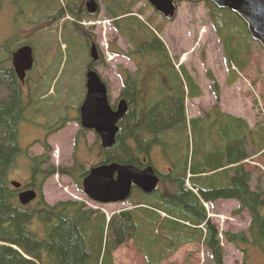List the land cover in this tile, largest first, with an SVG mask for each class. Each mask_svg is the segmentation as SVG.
Wrapping results in <instances>:
<instances>
[{"label":"trees","instance_id":"16d2710c","mask_svg":"<svg viewBox=\"0 0 264 264\" xmlns=\"http://www.w3.org/2000/svg\"><path fill=\"white\" fill-rule=\"evenodd\" d=\"M42 1L17 0L34 10L33 21L36 17L44 18L37 13ZM70 1L79 9L71 10L76 19L66 20L60 11L70 7ZM101 3L105 19L131 47L123 52L109 44L110 52L135 59L137 70L135 79L127 71L122 76L119 98L126 100L128 110L118 122L115 144L103 149L96 136L89 152L96 158L105 157L103 162L117 161L140 168L150 164L156 168L151 152L159 146L161 152L169 155L171 164L161 178L157 175L162 185L151 193H135L132 197H137L136 202L114 212L108 219L104 213L86 208L81 201L47 203L42 193L46 180L56 174L67 175L80 185L79 178L88 170L81 165L83 162L76 160L72 166L51 162V145L46 140L63 127L64 109L62 105L49 111L40 108V91H30L27 98L11 65L3 61L0 63V95L4 90L9 94L0 99V264H115L113 252L126 242H131L143 255L146 264H161L182 247L199 242L207 247L213 264H223L224 248L220 244L219 229L208 217L205 206L215 205L218 200H236L241 211L246 210L251 218L247 231L227 230L223 233L224 239L242 252L243 264L251 245L261 250L264 264V170L249 169L246 162L251 156L245 144L250 140L254 155L264 166V110L253 127L244 117L221 111L217 104L189 118L186 99L199 98L204 92L185 66L176 67L178 60L168 53L160 36L167 20L143 0H101ZM203 3L220 41L226 83L232 86L249 66L254 52L253 40L235 13L208 0ZM139 4L141 7L134 10ZM81 5L84 7L83 0H65L47 18L51 23L55 21L54 24L59 18L58 30L69 33L70 47L76 49L80 47V38L85 41L84 37L89 36L85 27L77 22L97 14L82 15ZM148 10H151L150 17L142 20L141 15H146ZM157 20L160 23H156ZM89 40L95 43L93 37ZM28 43L31 45L30 41ZM82 45L84 47V42ZM87 48L85 43L83 50ZM99 57L103 63L102 54ZM150 65L154 66L149 70ZM209 79L214 80L211 90L218 98V84L213 77ZM29 80L30 86L38 84ZM102 80L107 84L104 78ZM50 88L49 85L48 92ZM65 92L66 98L69 97L68 91L63 90L61 99ZM244 95L252 108H257L258 100L253 91L247 89ZM39 116L46 121L41 126L46 129L41 140L43 153L30 155L28 148L18 141V127L23 120L34 127L33 119ZM23 154L27 156L30 172L24 183L39 193L36 203L25 206L18 202L17 190L8 179L9 170ZM34 219L45 226L44 238L36 236L29 228Z\"/></svg>","mask_w":264,"mask_h":264},{"label":"rangeland","instance_id":"374dc122","mask_svg":"<svg viewBox=\"0 0 264 264\" xmlns=\"http://www.w3.org/2000/svg\"><path fill=\"white\" fill-rule=\"evenodd\" d=\"M64 1L43 0L37 13L42 14L44 18L39 20V17H36L35 21L37 22H35L33 21L35 12L31 10L29 4H20L17 0H0V63L4 61L5 64L8 62L7 65H12L10 64V52L23 44L28 45V41H30L36 63L33 64L28 76L30 75L34 83L38 82V84L31 86L24 84V95L28 98L30 91H40L41 101L38 102L40 108L49 111L51 108H58L62 105L64 109L62 113V120H65L63 127L50 134L46 140L51 145L50 160L55 165L62 166H71L76 160L78 163L83 162L81 165L88 169L98 161L95 155L88 152L94 141H96V133L79 125L76 116L84 98V73L87 70L84 67L85 63L91 60V49L83 50L85 41L81 38L79 49L70 47L71 44L67 40L69 33L62 29L58 30L60 26L59 18L57 17L56 24H54L55 21L51 23L50 19L47 20L49 16L53 15V10L56 7L60 8ZM99 1L101 5L98 15L93 18L84 17L86 20H92L93 24L84 25V27L99 47V55L102 54L104 58V65H96L95 70L109 85V98L113 104L118 101L123 83L122 76H125V71L129 72L135 79L137 65L135 59L128 60L120 56L116 57L109 52V44L116 45L123 52H126L129 48L131 49V47L127 40L121 37L110 26V23L106 22L103 4L101 0ZM203 2L179 1L175 17L171 20L166 19L165 29L160 34L170 56L178 60L176 67L183 64L204 92L199 98L185 101L187 116L190 118L200 115L205 108L217 104L221 111L244 117L253 127L260 120L263 115L262 110H264V49L253 41L254 52L250 58L248 68L242 73V77L237 82L232 86H228L220 41L214 32ZM68 3H70V7L66 6L60 11L65 18L72 17L71 10L78 11L79 9V7L75 9L74 1ZM141 5H137L134 10L140 8ZM80 8L83 9L82 15L86 13L82 5ZM150 13L151 10H148L146 15H141V19L146 20L147 17H150ZM73 18L76 19V17L71 19ZM161 18L163 17L161 16ZM60 19L62 20V18ZM48 21L50 22L48 23ZM156 23L160 22L157 20ZM57 24L58 26H56ZM89 36L84 37V39L86 40ZM16 38H18L17 42ZM12 40L13 42L10 45ZM153 66L150 65L149 70ZM118 68L121 69V72L118 71ZM209 76L213 77L218 84L220 93L218 98L211 90L210 86L214 83V80L209 79ZM49 85L51 88L48 92ZM247 89H251L255 98H257V108H252L250 100L244 95ZM63 90L68 91V98H66L67 94L65 92L64 97L62 96L63 99H61L60 92L62 93ZM2 92L0 99L6 98L9 94L7 90ZM55 116L56 114L53 113L52 117ZM34 120L36 122V124H33L34 127L30 126L27 120L19 123L18 141L22 147L28 148V154L40 155L43 153L41 140H43L46 130L41 126L46 121L43 116H39ZM245 144H247L246 149L251 156L246 162L250 166L249 169L251 171L254 168L264 170L260 158L254 155V148L250 144V140H247ZM151 156L153 164L158 170H164L166 165H170L169 155L163 151L161 152L159 146L152 149ZM26 157L25 154L21 155L15 166L9 170V181H18L24 184L25 179L30 175ZM79 179L81 180V178ZM42 193L45 201L49 204H55L62 200L81 201L86 208L103 212L107 218L137 200V197H132L121 203H96L84 193L81 181L78 185L73 178L58 174L46 180L42 187ZM36 202L37 200L29 204ZM206 209L210 219L216 223L219 231H222L218 233L219 237L223 236V233L227 230H248L251 222L250 215L246 210L239 211L235 200H218L215 202L213 209L210 205ZM29 228L36 236L45 237V226L39 223L38 220L34 219ZM221 244H223L225 251L224 264H242V253L234 245L223 239ZM247 253L245 264H262L263 256L259 248L251 245ZM113 257L115 264H146L143 255L138 252L131 242L123 243L113 252ZM161 264L213 263L207 247L199 242L182 247Z\"/></svg>","mask_w":264,"mask_h":264},{"label":"water","instance_id":"95a60500","mask_svg":"<svg viewBox=\"0 0 264 264\" xmlns=\"http://www.w3.org/2000/svg\"><path fill=\"white\" fill-rule=\"evenodd\" d=\"M181 0H147L151 7L164 19L175 17L177 4ZM194 2L204 0H191ZM219 8L235 13L246 25L250 38L264 49V0H208ZM87 12L97 11L95 0H86ZM95 45L91 46V55L95 60ZM34 64L33 51L29 45H22L12 53V66L17 77L22 81L25 71ZM86 93L79 106L80 123L87 129H93L100 137L103 148L111 147L116 140L118 121L127 112V102L121 99L114 107L110 105L107 87L94 71L85 74ZM159 181L153 168L148 165L139 168L131 164L116 162L102 163L92 168L91 173L83 180L85 192L92 198L107 202L121 201L128 198L132 186L144 192H152ZM32 190L20 194L22 204L35 197Z\"/></svg>","mask_w":264,"mask_h":264},{"label":"flooded vegetation","instance_id":"af4514ba","mask_svg":"<svg viewBox=\"0 0 264 264\" xmlns=\"http://www.w3.org/2000/svg\"><path fill=\"white\" fill-rule=\"evenodd\" d=\"M86 2V0H83V4ZM89 38H91L92 39V36L90 35L89 36ZM89 38H87L86 40H85V43H86V46H88V49L90 48V45H91V43H92V41H90L89 40ZM13 52V51H12ZM12 52H11V64H12ZM98 56H99V51H98ZM100 58V57H99ZM95 63V62H94ZM92 61H90L89 63H85V67L84 68H87V70L89 69V68H95V64H94ZM11 67H12V69H13V71H14V68H13V66L11 65ZM87 70H86V72H87ZM31 71V69H29V70H26L25 71V78H24V80H20L17 76V72H16V70L14 71V73H15V75H16V77H17V79L20 81V84L22 85V86H24V84H26V85H30V75L28 76V73ZM100 75V74H99ZM102 78V77H101ZM77 117V122L79 123V125L81 124L80 123V118H79V116H76ZM96 136H97V134H96ZM99 138V137H98ZM100 141V140H99ZM95 142V141H94ZM104 163H109V161H107V162H104ZM72 166V165H71ZM88 170V172H89V170H90V168H88L87 169ZM157 170V169H156ZM167 170H168V166L166 167V169L163 171V170H157V175L158 176H160V178H161V176H163L164 174H166L167 173ZM88 174V173H87ZM86 174V175H87ZM85 175V176H86ZM65 176H67V175H65ZM85 176H83V178L85 177ZM68 177H70V176H68ZM72 178V177H71ZM83 178H81V180L80 181H82V179ZM21 183V186L19 187V188H14L15 190H17V195H18V193L20 192V191H23V190H27V189H33V188H30L29 186H27L25 183L23 184L22 182H20ZM9 184H10V181H9ZM24 185H26V186H24ZM43 187V186H42ZM35 190V189H34ZM36 191V190H35ZM37 192V191H36ZM18 198V197H17ZM38 198H39V193L37 192V198L36 199H34L33 201H35V200H38ZM32 202V201H31ZM30 202V203H31Z\"/></svg>","mask_w":264,"mask_h":264},{"label":"bare ground","instance_id":"6f19581e","mask_svg":"<svg viewBox=\"0 0 264 264\" xmlns=\"http://www.w3.org/2000/svg\"><path fill=\"white\" fill-rule=\"evenodd\" d=\"M32 51H33V50H32ZM95 54H96V57H97V59H98V58H99V56H98V50H96ZM91 61L94 63V60H91ZM90 70L96 72V74L100 77V80L103 82L101 76H100L99 73L95 70V68H93V67H92V68H89V69L87 70V72L90 71ZM87 72H86V73H87ZM103 83L105 84V82H103ZM80 125H81V124H80ZM81 126H82V125H81ZM82 127H83V126H82ZM83 128H85V127H83ZM85 129H87V128H85ZM88 130H92V131H94L93 129H88ZM94 132H95V131H94ZM95 133H96V132H95ZM96 134H97V133H96ZM97 136L99 137L98 134H97ZM99 140H100V137H99ZM170 164H171V163H170ZM92 168H93V167L90 168L88 174L82 179V181H81V186H82V189H83L84 193L87 195V197H88L90 200H92V201H94V202L97 203V200H96V199L92 198L87 192H85V189H84V186H83V180H84V179H85V178L91 173ZM172 179H173V178H172ZM10 185H11L13 188H19V187L21 186V183L18 182V181H10ZM163 188H164V187H163ZM29 190L34 191L36 195H35V197H34L33 199H31V200L28 201L27 203L22 204L21 201H20V194L23 193V192L29 191ZM170 190H171V189H170ZM166 192H167V191H166ZM17 197H18V202L20 203V205L25 206V205H28L31 201H33L34 199L37 198V192H36L34 189L23 190V191H20V192L18 193Z\"/></svg>","mask_w":264,"mask_h":264},{"label":"crops","instance_id":"0c3cea01","mask_svg":"<svg viewBox=\"0 0 264 264\" xmlns=\"http://www.w3.org/2000/svg\"><path fill=\"white\" fill-rule=\"evenodd\" d=\"M211 204V203H210Z\"/></svg>","mask_w":264,"mask_h":264}]
</instances>
